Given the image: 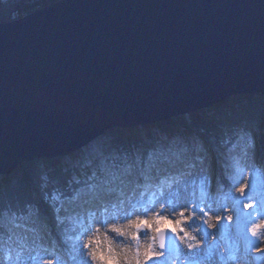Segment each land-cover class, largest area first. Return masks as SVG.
<instances>
[{"label":"water","instance_id":"water-1","mask_svg":"<svg viewBox=\"0 0 264 264\" xmlns=\"http://www.w3.org/2000/svg\"><path fill=\"white\" fill-rule=\"evenodd\" d=\"M240 93L264 96V0H57L0 22V174Z\"/></svg>","mask_w":264,"mask_h":264},{"label":"bare ground","instance_id":"bare-ground-1","mask_svg":"<svg viewBox=\"0 0 264 264\" xmlns=\"http://www.w3.org/2000/svg\"><path fill=\"white\" fill-rule=\"evenodd\" d=\"M202 111L203 109L197 112ZM134 129H139V127H134ZM196 133L197 132L194 131L192 136L185 137L184 139L179 136H173L171 138H167V136L161 137L158 140L156 139L151 145H142L139 149H136V151H138L136 157L131 156L133 155V151L130 157L126 156L125 161H113L111 167L114 168L115 172H119L128 165L133 166L132 176L130 177L132 180L131 183L126 182L121 184L117 180L111 185L105 184V187L103 186L100 189L99 184L97 185L95 183L100 175L96 173L94 175L95 179H93L92 173V176L86 179L84 178V184L78 186L70 193V196L62 198L59 202L54 203V218L59 220L57 219V217H59L62 220L75 217L79 220V224H74V227L78 228V226L84 225L85 216L91 221L94 218L93 214L101 210V201L98 199L100 195L103 196V203L108 206V213L106 215L115 214L118 209L113 207V205L118 204L121 200L123 201L119 211L121 216L125 215V210L127 211L126 219L117 220L112 222V224L106 223L103 227L94 225L87 233V238L80 237L75 244L77 254L81 258L83 264H85V261L87 264H108V256L113 257L116 264H134V252L139 249L141 252V260H143V252L150 244L154 246L156 251H160V248L156 246L158 237L154 226L151 229L144 227L139 233V239L133 240L132 236L135 234L136 230L134 227H127V225L138 218H146L151 222L156 213H160L173 221L180 220V205L186 202L195 201L198 205L210 204L217 209L221 206H225L222 212L219 213L224 217H228L226 212V208L228 207L227 204L218 200V197L227 196V199L231 201L228 195L229 192H227L228 189L226 188L227 190H225V193L216 192L218 184L215 182L218 173L217 170L215 171L216 164L213 163L214 158L210 156V149L206 145H199L202 139L201 136H198L199 133H197L198 135ZM99 136L78 149V153L83 152V156L87 157L88 160L90 159L91 163L100 160L99 157L107 151V148L103 147L104 143L99 139ZM182 141L184 143L183 146L180 144ZM190 143H192L193 146ZM177 147L184 148L185 150L188 147L190 148L186 153H178L180 150L178 151ZM243 148L244 147H242V149L239 148L242 151H239L240 153L237 155L240 159H244L249 155L246 148ZM95 150H99V152H94ZM137 157H139V166H136ZM150 157H152L151 160L149 159ZM103 158L107 160L104 156ZM103 158L101 161L104 160ZM251 160H253V158H251ZM255 161L257 162L254 163L260 166V159L258 157ZM153 164L155 166L151 167V170L148 172L150 178L145 180L140 175V172ZM249 165V163H242L240 167L241 170L244 169L242 175H244L247 169L251 171ZM105 171L107 174L105 175L106 177L104 176V179L109 180L110 176L108 173L110 171L108 169H105ZM210 174L212 178H210ZM206 176L209 177L210 183L204 181V177ZM251 177L254 178V181H260L259 170L254 169L251 171ZM242 183V180L238 183V186H240L239 189ZM91 184L93 188L88 189ZM106 187H111L114 190L111 192L104 191ZM239 189H236V193L239 192ZM73 197L75 198L73 199ZM239 200H244V203L251 202L244 197H241ZM244 203L237 204L235 202L234 206L241 211H250L255 216V210H245ZM232 208L233 207L229 209L231 213ZM43 215L48 219V215L45 213ZM211 216L213 217V215L209 213V216L206 217L209 223L203 225V231L216 232V236L213 237L209 235L204 237L203 231L200 228H190L188 226L190 223V205L189 210L185 212V223L182 226L189 236L196 237V239L192 241V253H195V255L192 256L191 260L186 258L190 253L187 246L189 241L181 238L184 233L174 234L170 231L171 225H161L163 229H168L171 234L173 238V248L171 250L164 249V255L159 262H163V264H264V229H258L257 237H252L249 230L250 226L242 225L244 231L248 229L250 237H246L244 240L240 241V232L237 231L235 223L218 229L215 219ZM1 220L4 221L5 219L2 218ZM49 223L53 228L52 222L49 221ZM195 223H201L200 217L195 218ZM213 223L214 226H212ZM256 223H264V221L257 217ZM14 224L15 223L8 225L13 226ZM22 224L25 228L23 230H17L21 227L12 228L6 224L9 227L8 232L10 236H12L11 239L14 242L12 244L16 247V254L23 256L17 258L16 255L11 261L6 258L7 264H35L43 260L40 250L45 249L49 239H52V237L49 236L46 223L41 220V216L39 218L37 215L31 216ZM222 225H227V221H222ZM87 226L85 225V228ZM113 226L120 227L125 234L120 235L119 233L112 232L110 229ZM97 228H99V231L96 230ZM232 230L236 236L231 233ZM253 239L256 240V245L248 247L246 251V240ZM1 240L2 236H0V241ZM89 242V249L83 250V244ZM82 252L83 255L81 254ZM91 252L96 253L98 257L95 261H93L88 254ZM47 255L53 256L54 252L52 250L48 251ZM58 255L60 258L59 261L66 260L68 264H78L66 258L64 253L60 251ZM100 256H105V259H100ZM52 264L60 263L53 262Z\"/></svg>","mask_w":264,"mask_h":264},{"label":"trees","instance_id":"trees-1","mask_svg":"<svg viewBox=\"0 0 264 264\" xmlns=\"http://www.w3.org/2000/svg\"><path fill=\"white\" fill-rule=\"evenodd\" d=\"M26 1L5 0L1 3L0 0V22L8 21L7 16L14 12H26L39 7L24 6ZM261 129H264V96L240 93L217 102L202 112L196 111L139 129L117 128L106 133L111 136L112 149L122 151L125 156L130 157L142 145H151L162 136H179L184 139L192 136L195 131L206 137L217 150H224L232 145L236 135H250V130L255 132ZM68 156H72V153ZM62 159L63 157L32 160L16 165L8 174H0V222L6 214L19 217L31 207H36L48 215L61 244L65 245L63 241L69 239L74 232L66 230L67 227L54 218L53 208L54 203H57L54 195L60 199L70 196L71 192L84 184V178L92 175V171L80 168L79 162L65 167L61 163ZM221 159L224 162L227 157L223 156ZM3 234L4 230L0 225V236Z\"/></svg>","mask_w":264,"mask_h":264},{"label":"rangeland","instance_id":"rangeland-1","mask_svg":"<svg viewBox=\"0 0 264 264\" xmlns=\"http://www.w3.org/2000/svg\"><path fill=\"white\" fill-rule=\"evenodd\" d=\"M4 2H5V0H1V3H4ZM46 3L49 4L52 2H50L48 0H27L26 3L24 4V6L27 5L29 7H33L35 5L36 6L39 5V7H42V6L46 5ZM39 7H37V8H39ZM30 11H32V10H30ZM30 11L14 12L7 17H8V20L17 19V18L23 16L24 14L29 13ZM205 109H203V110H205ZM142 127H139V128H142ZM250 131L252 132V134L250 133V135H255L258 138V140L264 138V129H261V130L255 131V132L252 130H250ZM250 135L249 134L248 135H246V134L236 135V138L233 141L234 143L230 147H228L224 150H222V149L217 150L206 137L201 136V134L198 135V136H201V139H202V141L199 142L200 144L199 143L198 144L200 146L206 145L210 149V156H213V158H214L213 163L216 164L215 171L217 170V173H218V175H216L217 177H216V182H215L218 184V188H217L216 192L225 193V190L228 189L227 192H229L228 195H229L231 201H229L227 199V196H225V195H224L225 197H218L219 198L218 200L222 201L224 204H227V206H228L226 208L227 215H228V217L233 218L232 224L235 223V226L237 227V231L240 232V234H239V240L240 241L244 240V238H246V237L247 238L250 237V234H249L248 229L246 231H244L243 226L238 225L235 222V214L233 213V211L231 213L229 210L231 207L234 206L236 200H239L242 197L240 191L236 193V189H239V187H240V186H238L239 185L238 183L241 182V180H242L243 183L241 184V187H244L245 185H254V188L249 187L248 189H246L247 192L252 193L251 202L253 203V205H255L258 200L264 199V150L257 151L255 156L252 155V150L247 147ZM99 137H100L99 139L102 140V143H104L103 147L107 148L106 153L102 154L99 157L100 160H96L94 163H91L90 159L88 160L87 157L83 156V152L78 153L79 150H77V151H74L75 154L72 152V156H68V154L65 156H62L63 159H62L61 163L65 167L66 166L70 167V166H73L74 164L79 162V164H81V165H79L80 168L82 167L86 170H89V171L91 170L92 173H95V174L97 172H99V175H101V176L98 180H96L97 182H95V183L97 185L99 184V188L101 189L103 186L105 187V181L106 180L104 179V176L107 174L105 169H108L110 172H115L114 168L111 167V163L113 161H117V160L125 161L126 156L124 155V153L122 151L119 153V152L112 149V145H111L112 139L108 133L105 132V133L101 134ZM162 138H163V136H162ZM180 144H182L181 146H183V144H184L183 141L180 142ZM190 144L193 146L192 143H190ZM180 147H177L178 151L180 150L178 153H186L190 148V147H188L185 150L184 148H180ZM242 147L246 148L247 152L249 153L248 157H246L244 159H240L237 156L238 153H240L239 151H242L241 150ZM239 148H241V149H239ZM94 152H99V150H95ZM137 152L138 151H134L132 153L133 155H131V156L136 157V155H138ZM103 156L105 158H107V160L104 159ZM223 156L225 158L227 157V159H225L224 162L221 159V157H223ZM257 157L260 159V166L254 163V162H257V161H255L257 159ZM102 158L104 159L103 161H101ZM251 158H253L254 161L251 160ZM243 162L250 164L249 166L251 168V171H253L254 169L259 170L260 181H254V178L251 177L250 169L249 170L247 169L244 172V175H242V172L244 169L241 170L240 167L242 166ZM86 167H88V168H86ZM106 167H108V168H106ZM210 178H212L211 174H210ZM93 179H95L94 176H93ZM91 188H93L92 184L89 186L88 189H91ZM80 193H83V192H80ZM54 199L57 202L60 201V198H58L56 194L54 195ZM239 211L241 213H245V211H241L240 209H239ZM43 214H44V212L41 209H38L36 207H31L29 209L28 213L23 214V215H19V217H15L13 215L6 214V216L4 217L5 220L2 221V224L3 225L5 224V228H9V227L20 228L21 227L20 229H17V230H23L25 228H24L22 223H24L29 217L37 215L39 218L41 216V220L44 223H46L47 229L49 231V236L52 237V239H49L50 243L48 242L46 248L44 247L45 249L40 250L41 254L43 256V260L38 261L35 264H52L53 262H59L60 264H68V262L66 260L65 261H63V260L59 261V259H60L59 255H58L59 251L64 253V256L66 258H69L70 260H73L78 264H83L81 258L77 254V249H76L75 244L77 243V241L81 237L80 234H81V232L84 231L85 225L87 226L90 221L86 218V216L85 217L83 216L84 217V225H80V226H78V228H75L74 224H79V220L76 219L75 217L72 219L68 218V219H62V220H61V218L57 217V219H59L58 222L67 227V228H65L66 230L71 229L74 232L72 237L63 241L65 244L63 246L61 244L60 237L58 236V233L54 230V228H52L50 226L48 219ZM218 214L220 215V213H218ZM20 216H22V217H20ZM212 218L215 219L214 216ZM12 223H15V224L13 226L8 225V224H12ZM107 224H112V222H109ZM212 226H214V223L212 224ZM231 233H233V230L231 231ZM6 235L8 236L7 240H4L3 242L0 241V258H8L11 261L14 259V256H16V255H17V258L23 257L19 254H16V247L14 246V244H12L14 242L11 240L12 236L10 237L9 232L6 231ZM166 235L168 236V238L165 239L164 245L167 244V240H168V243H170L171 247L173 248V238H172L171 234L169 233V231L166 232ZM83 237L87 238V235L83 236ZM156 246L159 248V238H157V240H156ZM47 248H49V249H47ZM164 249L170 250V249H166V248H164ZM51 250L54 252V255L53 256L47 255L48 251H51ZM159 264H163V262H159Z\"/></svg>","mask_w":264,"mask_h":264},{"label":"snow or ice","instance_id":"snow-or-ice-1","mask_svg":"<svg viewBox=\"0 0 264 264\" xmlns=\"http://www.w3.org/2000/svg\"><path fill=\"white\" fill-rule=\"evenodd\" d=\"M247 147L252 150V155L255 156L257 151L264 150V138L258 140V138L255 135H250ZM153 155H155V154H153ZM246 155H247V153H246ZM149 159L151 160L152 157H150ZM136 166H139V157L136 158ZM154 166L155 165L153 164V165H150L149 168L142 170L140 172V175L145 180L149 179L150 177L148 175V172L151 170V167H154ZM132 167H133L132 165H128L127 167L122 168L119 172H109L108 175L110 176V179L106 180L105 184L111 185L112 183H114L117 180L121 184H124L126 182L131 183L132 180L130 179V177L132 176ZM94 175H95V173H93V176ZM204 181H208L210 183L209 177H207V176L204 177ZM202 183H203V181H202ZM249 187L254 188V185H245L244 187H241L239 189V191H240L242 197H244L248 201H251L252 193L246 191V189H248ZM113 190L114 189L111 187H106L104 189V191H107V192H111ZM74 198L75 197H73V199ZM98 199L101 201V203H100V209L101 210L98 211L97 213L93 214V217H94L93 220L90 221L88 226L84 229V231L81 232V234H80L81 237L86 236L87 233L91 230V228L94 225H99L100 227H103L106 223L115 222L117 220H122V219L127 218V211L126 210H125V215H123V216L120 215L119 209H120V206L123 204L122 200L119 201L118 204L113 205V207L118 209L115 214L106 215L108 213V206H107V204L103 203V196L100 195L98 197ZM161 202H163V201H161ZM236 203L237 204L244 203V200H238V201H236ZM189 205H190V223L188 226L190 228H200L203 231V225L209 223L208 219H206V217L209 216V213H211L215 217V222H216V226L218 229L221 227H224V226H230L231 223L233 222L232 217H224V216L218 214L219 212H222V210L225 206H221L219 209H217L215 207H212L210 204L209 205H204V204L198 205L195 201L186 202V203L180 205V209H181L179 212V215L181 217L180 220L173 221L170 218H167L160 213H156L153 216V219L151 222L146 218H143V219L138 218L135 221H132L131 223H129L127 225V227H129V228L134 227L136 230L135 234H133V236H132V239L133 240L139 239V233L142 231V229L144 227L151 229L154 226L157 237L160 240V244H159L160 251H156L154 246L150 244L146 247L145 251L143 252V260H141V252L139 251V249H137L134 252V264H159V261L161 260V258L164 255L163 250L165 247V245H164L165 233L168 231V229H163L161 227V225H163V224L171 225L170 231L174 234L184 233V235L181 238L189 241L187 246H188L189 253H190V255L186 258L191 260L192 256L195 255V253H192V249H193L192 241H194L196 239V237L189 236L185 232V228L182 226L185 223L184 216H185V212L189 210ZM244 208H245V210L254 209L256 215L254 216L253 213L250 211H246L245 213H241L238 208L233 206L232 211L235 214V222L238 225L250 226L249 230H250L252 237H257L258 229H264V223H259V224L256 223L257 217H259L262 221H264V199L257 201L255 205H253L251 202L244 203ZM196 217H200V219H201L200 224L195 223ZM222 221H227V225H222ZM96 230L99 231V228H97ZM110 230L112 232L119 233L120 235L125 234L121 230V228L117 227V226H113ZM209 235L215 237L216 232L203 231L204 237H207ZM255 245H256L255 239L246 240V249L245 250L247 251L248 247H253ZM82 247H83V250L89 249L90 242L83 244ZM109 251H111V250H109ZM81 254L83 255V252ZM88 254L91 256V259L93 261H95L98 258L96 253H94V252H91ZM99 258L105 259V256H100ZM107 260H108V264H116V261L111 256H108ZM0 264H7V259L6 258H0ZM85 264H87L86 261H85Z\"/></svg>","mask_w":264,"mask_h":264}]
</instances>
